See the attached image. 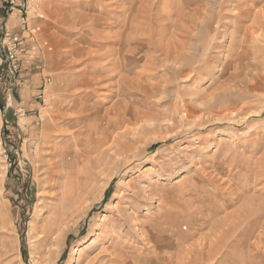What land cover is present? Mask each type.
<instances>
[{
    "label": "rangeland",
    "instance_id": "obj_1",
    "mask_svg": "<svg viewBox=\"0 0 264 264\" xmlns=\"http://www.w3.org/2000/svg\"><path fill=\"white\" fill-rule=\"evenodd\" d=\"M262 19L0 0V264H264Z\"/></svg>",
    "mask_w": 264,
    "mask_h": 264
},
{
    "label": "bare ground",
    "instance_id": "obj_2",
    "mask_svg": "<svg viewBox=\"0 0 264 264\" xmlns=\"http://www.w3.org/2000/svg\"><path fill=\"white\" fill-rule=\"evenodd\" d=\"M186 15V14H185ZM257 16V15H256ZM77 18V17H76ZM257 22V24H258V27H259V29L261 28V27H263L264 26V19H262V20H260V21H255V23ZM254 24V23H253ZM255 25V24H254ZM253 25V26H254ZM264 28V27H263ZM252 32V31H251ZM188 42V41H187ZM167 44H170V43H167ZM164 45V44H163ZM167 48H170V47H167ZM172 48V47H171ZM165 49H166V47H165ZM87 50V49H86ZM169 51H170V49H169ZM88 54H90V53H88ZM168 54H169V52H168ZM176 54V53H175ZM87 55V54H86ZM163 56V55H162ZM161 56V57H162ZM182 56V55H181ZM184 58V57H183ZM165 59V58H164ZM163 59V60H164ZM172 59V58H171ZM172 62H174V61H172ZM165 65V64H164ZM173 67H174V65H173ZM172 67V68H173ZM177 69V68H176ZM205 77V76H204ZM210 103V102H209ZM207 104V103H206ZM208 108V107H207ZM50 130V129H49ZM54 131V130H53ZM56 131V130H55ZM59 135V134H58ZM124 135V134H123ZM53 136V135H52ZM69 140V139H68ZM51 142V141H50ZM126 143V142H125ZM52 145V144H51ZM48 147V146H47ZM61 147V148H60ZM57 148H59V151L60 152H63L64 154H67V153H69V151H67V149L68 148H71V145H69L68 144V142H66L65 143V145L64 146H62V145H59V146H57ZM115 148V147H114ZM120 148V147H119ZM130 148V147H129ZM54 149V148H53ZM52 149V150H53ZM56 149V148H55ZM117 150V149H116ZM126 151V150H125ZM130 151V150H129ZM52 152V151H51ZM118 152V151H117ZM47 154V153H46ZM116 154V153H115ZM117 154H119V153H117ZM116 154V155H117ZM53 156V155H52ZM136 156H138V155H136ZM48 164H49V168H52L53 169V166H54V164L52 163V162H50V161H48ZM56 165H57V163H56ZM55 165V166H56ZM47 171H48V169H47ZM101 172V171H100ZM114 172V171H113ZM56 175L57 173L54 171L53 173H51L50 172V176L51 175ZM61 175V174H60ZM51 178H52V176H51ZM161 191V190H160ZM151 192V191H150ZM144 194V193H143ZM161 194V193H160ZM163 196V195H162ZM161 196V197H162ZM163 199V198H162ZM168 199V198H167ZM172 202V201H171ZM209 215V214H208ZM130 217V216H129ZM132 219H133V217H132ZM133 221V220H132ZM60 222V221H59ZM138 226V225H137ZM136 226V227H137ZM133 229V228H132ZM136 229V228H135ZM178 229V228H177ZM148 232V231H147ZM122 233V232H121ZM139 233V232H138ZM142 233V232H141ZM148 233H150V234H152V232H148ZM145 234H147V233H145ZM142 236V235H141ZM149 236V235H148ZM145 237V236H144ZM155 242L157 243V244H160V243H163V240L161 241L160 240V238L159 239H155ZM161 245V244H160ZM182 250V249H181ZM166 252V251H165ZM117 254V253H116ZM118 255V254H117ZM159 255V254H158ZM163 257H165V255H162ZM119 259V255L118 256H116L115 257V259H114V263L117 261ZM116 260V261H115Z\"/></svg>",
    "mask_w": 264,
    "mask_h": 264
},
{
    "label": "trees",
    "instance_id": "obj_3",
    "mask_svg": "<svg viewBox=\"0 0 264 264\" xmlns=\"http://www.w3.org/2000/svg\"><path fill=\"white\" fill-rule=\"evenodd\" d=\"M4 107H5V106H4V104L0 102V108H2V109H3ZM109 192H110V190H108V191H107V195H106V197H105V198H107V197H108V193H109ZM23 256H24V257L26 256V251H25V249H24V248H23Z\"/></svg>",
    "mask_w": 264,
    "mask_h": 264
},
{
    "label": "crops",
    "instance_id": "obj_4",
    "mask_svg": "<svg viewBox=\"0 0 264 264\" xmlns=\"http://www.w3.org/2000/svg\"><path fill=\"white\" fill-rule=\"evenodd\" d=\"M24 86V84H22Z\"/></svg>",
    "mask_w": 264,
    "mask_h": 264
}]
</instances>
